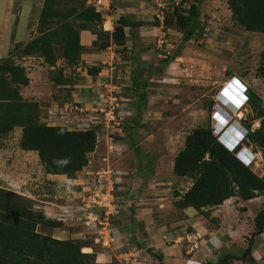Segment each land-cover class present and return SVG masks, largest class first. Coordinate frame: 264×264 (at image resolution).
<instances>
[{"label":"crops","instance_id":"crops-1","mask_svg":"<svg viewBox=\"0 0 264 264\" xmlns=\"http://www.w3.org/2000/svg\"><path fill=\"white\" fill-rule=\"evenodd\" d=\"M173 1L87 0V5L94 6L100 12L102 30L109 34L113 33L120 17H126L132 21H143L144 24L133 28L125 26L122 31L123 36L115 40L110 37L109 45L102 49L92 46L97 35L91 30L82 29L80 43L85 49L80 54L79 64L71 67L66 65L63 59H59L57 66L62 70L61 73H57V77L51 73L54 67L45 64L42 57L36 54H21V60L17 63L25 67L29 77L28 85L20 89L21 96L24 100L35 101L41 108H44V116L41 120L48 125H63L72 129L73 127L67 124L69 118L94 115L93 101L95 99L104 100L110 95L118 98L122 120H139L151 102L152 78L154 79L155 75L160 73L157 75L160 81L175 80L171 81L172 84H168L176 87L179 81V77H176L179 60L190 59V53L194 51L191 44L193 39L182 40L180 31L163 25L161 21V15L165 11H173L172 3L176 5ZM43 2L44 0H0V60L11 53L13 46L26 44L37 34ZM200 9L202 10L201 7ZM229 14L231 16V12ZM231 22L234 24L233 20ZM21 23L24 25L23 32L19 31ZM201 24L204 26L202 20ZM167 33L174 34V40L180 43L181 47L175 49L172 60L164 63L160 56L165 55L166 57L170 50L165 54L162 50L158 53L156 46L158 47L160 42L164 43ZM204 35L207 36L206 33ZM169 38H173V35ZM205 41L215 44L213 38L210 37L205 38ZM167 46L172 49L176 45L174 41H168ZM199 51L201 55L207 54L205 48ZM153 65H156L158 71L152 69ZM87 67L98 69L94 74H90L87 72ZM231 77L221 83L224 84ZM142 83H146V87H143ZM166 87V85H159L160 89ZM113 89L116 91L113 92ZM143 91L145 97L141 99ZM225 91L226 94H223L226 95L227 100L235 104L233 91L228 87L224 89ZM155 95L161 97V93H155ZM72 108L77 109L79 115ZM246 108L247 115H253L251 106ZM262 109L264 112V108ZM218 116L223 119L221 110ZM255 118L256 116L252 120ZM127 136L131 139L133 135ZM99 139L96 149L89 155L93 160L105 159V157H100L103 156L105 147L100 146ZM122 152L124 155H130L133 149L131 150L130 146L126 145L122 148ZM112 153L120 154L117 149L112 150ZM92 163L89 161L88 165L78 172L76 178H72L74 182L72 184H78V190L84 183L80 178L82 173H90L91 170L88 168ZM143 163L148 164L146 161L141 164L137 161L134 166L135 170H130L134 175L130 176L131 179L127 178V186L130 189L124 199V213L110 219L114 226L112 230L117 234V236L114 235L115 241L111 239L113 247H105L97 252L96 262L110 263L115 260L121 264H205L216 262L222 258L223 253L229 252L230 250H226L229 249L226 244L233 241L230 239L232 236L225 231L222 225L213 226L210 218L214 216V212L209 217L212 211L210 214L207 212L209 215H204L193 207H187L182 210V214L178 213L173 207L176 197L172 200L169 195L171 181L155 170L152 172V179H149L148 174L151 172L147 171L149 167ZM114 165L123 169L121 162L115 161ZM49 176L58 180L64 177V175L55 174H49ZM133 176L136 178L134 179ZM231 199L224 203L230 202ZM70 228V225L53 228L51 236L58 239H83L85 237L86 227L83 232ZM82 249L83 252L94 251V247H83ZM159 254L162 256L161 259L157 257Z\"/></svg>","mask_w":264,"mask_h":264},{"label":"rangeland","instance_id":"rangeland-1","mask_svg":"<svg viewBox=\"0 0 264 264\" xmlns=\"http://www.w3.org/2000/svg\"><path fill=\"white\" fill-rule=\"evenodd\" d=\"M76 1L69 0L68 4H77ZM183 1L174 0L173 2L185 8L193 0H187L182 4ZM65 2L67 0L63 3L67 5ZM173 5L172 3L171 8ZM200 7L202 8L201 20L205 28L201 34L195 33L191 38L194 51L190 53V59L179 60L180 64L176 67L178 69L176 77H179L178 85L172 87L173 82L171 81L175 80L160 81L157 76L160 73H157L151 82L149 108L139 120L137 119L138 121L122 120L120 115L122 110L119 105L115 110L116 117L119 119L118 126L106 129L100 122L92 124L101 126L98 138H100V146H104L105 151H102L103 156L100 157H105V159L93 160L91 156L89 157L91 163L95 162L88 168L91 170L90 173H82L80 178L84 183L80 185L79 190L77 189L78 184H72L74 183L72 178L68 179L66 176L60 180L50 178L49 174L44 171L36 152L19 148V129L0 137V187L31 199L35 210L41 211L47 218L62 221L63 227L70 225L71 230L85 231L84 216L85 218L88 215L97 216L95 223L97 228L86 227L87 232L84 237L94 243V251L89 253H94L95 261H97V252L105 247H113V241L116 240L117 234L112 230L114 226L111 220L116 215L124 213V199L130 189L127 186V178L131 179L130 176L134 175L130 170H135L134 166L137 161L140 164L143 161L148 163L143 164L149 167L147 169L151 172L148 174L149 179H152V172L155 170L171 181L169 195L172 200L176 193L185 191L191 185L190 179L173 174L172 161L183 148L185 137L192 129L199 126L212 127L215 122L214 111L218 103L217 95L225 89V83L222 84V81L231 76L239 77L248 86L249 91L255 92L261 98V106L264 108V33L247 32L232 24L227 0H201ZM163 16L161 20L163 25L173 30L177 29L170 20L169 10L165 11ZM20 29L19 31H24L22 23ZM205 33L207 36L204 35ZM181 34L183 40V33ZM171 35L173 38H169ZM209 37L213 38L215 44L205 41V38ZM168 41H174L176 46L169 48ZM160 43L158 47L156 46V52L159 53L162 50L165 54L170 50L171 54L167 56H171L175 49L181 47V44L174 40V34L169 33L164 43ZM57 46L59 47L58 43ZM203 48L207 50V54L201 55L199 50ZM19 52L15 51L4 58L13 57V60L18 62L22 56ZM163 56L161 55L160 58L166 59ZM155 66L153 65L152 69L158 71ZM160 84L167 87L160 89ZM155 93H161V97H157ZM72 110L79 112L74 108ZM44 111V108L40 109V117L44 116ZM90 117L79 116L66 120H68V126L73 127L72 129L86 128L87 126L81 122V119H90ZM247 120L252 119L247 115ZM130 134L133 135L131 139L127 136ZM125 136L127 138L124 140ZM126 145L130 146L131 150L133 149L130 155H124L122 152V148ZM253 145L252 150L258 155L257 157H260L263 147ZM116 149L120 154L112 153V150L116 151ZM115 161L121 162L124 170L117 168L114 165ZM262 163L264 164V161ZM254 171L261 174L264 167L263 170L254 168ZM135 176H133L134 179ZM99 200L103 203L99 204ZM222 205L208 211L209 214L212 211L209 217L214 212L210 222L213 226L222 225L225 231L232 236L230 239L233 241L229 240L230 243L226 244L229 249L226 250L240 255L247 247L248 240L255 230L254 217L264 206V195L249 201L234 197L230 202ZM99 206L106 208L100 210L97 208ZM52 230L53 228L49 226H37V231L45 235L51 236ZM101 230L104 233L98 232ZM112 238L113 241H111ZM253 239L255 242L252 256L247 257V261L235 259L232 264H264V233Z\"/></svg>","mask_w":264,"mask_h":264},{"label":"trees","instance_id":"trees-1","mask_svg":"<svg viewBox=\"0 0 264 264\" xmlns=\"http://www.w3.org/2000/svg\"><path fill=\"white\" fill-rule=\"evenodd\" d=\"M68 1L64 5V0H44L37 34L24 45H15L11 54L15 51L23 55L36 54L45 64L54 67L51 73H56L53 76L57 77L62 70L57 66L59 59L71 67L79 64L80 54L85 49L80 43L82 29L95 33L97 38L92 46L102 49L109 45L110 37L115 40L123 36L125 26L133 28L144 24L120 17L113 33L109 34L102 30L100 12L87 5V0H77L73 5ZM184 2L187 0L182 4ZM200 3L201 0H193L185 8L181 4L173 5L170 20L186 41L205 28L201 24ZM227 4L235 25L245 31L264 33V0H227ZM173 58L174 55L166 56L162 62L168 63ZM86 69L94 74L98 68ZM28 83L22 64L13 57L0 60V137L19 129V148L36 152L47 174L75 178L88 165L89 155L98 145L101 126L69 129L63 125H48L41 120L39 104L24 100L20 94L21 87ZM142 85L146 87V83ZM144 97L143 91L141 99ZM249 103L253 110L249 118L253 119L257 111L263 110L261 98L249 91ZM248 142L263 146L264 118L260 119V127L248 136ZM262 155L264 158V147ZM62 157H69L70 163L57 167L53 161ZM263 167L262 162L252 166L240 162L218 141L211 126L196 127L186 135L184 146L173 161V174L191 180L184 193L175 192L173 207L181 214L183 209L193 207L208 215L207 209L218 207L230 198L245 201L258 198L264 195V171L260 174L254 168L263 170ZM38 225L58 228L64 223L35 210L31 199L0 187V264H101L95 261L94 253L82 251L83 247H94L92 240L54 238L38 232ZM254 225L255 230L240 255L226 252L216 262L205 264H232L235 259L247 261V257L252 256L253 238L264 233V206L256 213ZM157 257L162 258L160 254ZM103 264L120 263L114 260Z\"/></svg>","mask_w":264,"mask_h":264},{"label":"built area","instance_id":"built-area-1","mask_svg":"<svg viewBox=\"0 0 264 264\" xmlns=\"http://www.w3.org/2000/svg\"><path fill=\"white\" fill-rule=\"evenodd\" d=\"M162 18H163V15H161V19ZM232 80H234L233 83L231 82ZM239 85L243 86L246 89L248 87L237 76H232L224 84V88L228 87L230 90L233 91V93H234L233 101L238 103L239 106H241L240 109H238L237 111H234L232 113V115H231L232 119L234 120V122L241 123L246 127V129H245L243 126H240L238 128V130H235L234 132H232V135L234 136L233 138L236 137L237 141L242 139L243 137L247 138L249 136V134L255 132L260 127V119L259 118H255L252 121L247 120V108L246 107L250 106V103L248 101V95H247L248 89L244 92L243 88H241V89L239 88ZM244 85H246V86H244ZM115 91H116V89H113V92H115ZM102 98H104V97H102ZM105 99L104 100L95 99L93 101L94 115L92 117H90V119H81V122H83L85 124V126L89 127L92 124H97V122H100L103 124V127H105L106 129H110V128H113V127L119 125V119H117L116 113H115V110L119 107L118 98L114 97V95L113 96L110 95ZM215 109H216V111H214L213 119H216V122L212 124V132L214 134H218L220 131L218 129V125H219V122L223 121V119H221L220 116H218L217 111L221 110L218 103H217V106ZM223 112L224 111L221 110L222 115H223ZM96 120H99V121H96ZM221 127H222V125H221ZM228 144L230 146H232L234 143H232L230 140H228ZM254 156H255L256 161H254L252 164H256L257 162L260 163L264 159L262 155L260 157H257L258 155L256 153L254 154ZM251 160L252 159H248L247 162L251 163L253 161V160L252 161ZM98 203L102 204L103 202L101 200H99ZM97 208L100 210H105L106 207L105 206H99ZM96 219H97V216L88 215L87 218H85V216H84L83 223L87 228L88 227L97 228V225H95ZM98 223L100 224V221H98ZM98 232L104 233V231H102V230L98 231ZM103 240H104V236H103Z\"/></svg>","mask_w":264,"mask_h":264},{"label":"clouds","instance_id":"clouds-1","mask_svg":"<svg viewBox=\"0 0 264 264\" xmlns=\"http://www.w3.org/2000/svg\"><path fill=\"white\" fill-rule=\"evenodd\" d=\"M234 80H232L231 82L233 83ZM245 84V83H244ZM246 86V85H244ZM239 88H243V91L245 92L247 89L244 88L243 86L239 85ZM224 91V90H223ZM222 91V92H223ZM247 95H248V101H249V89L247 90ZM230 104V107H228L227 104L225 105H221L220 103L218 104L221 108L222 111H224L227 114V119L225 120V117L223 116V121L219 122L218 125V129L220 130L218 134H214L218 141L220 143H222L229 151H231L236 158L242 162L244 165L246 166H252L253 162L256 161L255 160V151H253L252 149V145L248 142V137L245 138L243 137L240 140H236L237 138H233L234 136L232 135V132H234L235 130H238V128L240 126H243L245 129L246 127L238 122H234V120L232 119L231 115L234 111H237L238 109H240L241 106L238 105V103L234 102L235 104H231L230 102H228ZM222 127H221V125ZM221 127V128H220ZM62 134V133H59ZM250 135V134H249ZM228 140H230L232 143H234L232 146H230L228 144ZM251 145V146H250ZM254 146V145H253ZM248 159H252L251 163L247 162ZM53 163L57 166V167H64L66 166L68 163H70V158L69 157H62L58 160H54Z\"/></svg>","mask_w":264,"mask_h":264},{"label":"bare ground","instance_id":"bare-ground-1","mask_svg":"<svg viewBox=\"0 0 264 264\" xmlns=\"http://www.w3.org/2000/svg\"><path fill=\"white\" fill-rule=\"evenodd\" d=\"M223 93H225L226 94V91L224 92H221L219 95H217L218 97L216 98V100L218 101V103H220L222 106L223 105H225V104H227L228 105V107H230V104L228 103L229 101L227 100L228 98H226V95H224ZM231 108V107H230ZM217 112H219V110L217 111ZM223 115H224V117H225V120L227 119V114L225 113V112H223ZM215 122H216V119H215ZM214 122V123H215Z\"/></svg>","mask_w":264,"mask_h":264},{"label":"water","instance_id":"water-1","mask_svg":"<svg viewBox=\"0 0 264 264\" xmlns=\"http://www.w3.org/2000/svg\"><path fill=\"white\" fill-rule=\"evenodd\" d=\"M256 118H259V119L264 118V112L262 110L257 111ZM262 147H264V144Z\"/></svg>","mask_w":264,"mask_h":264}]
</instances>
